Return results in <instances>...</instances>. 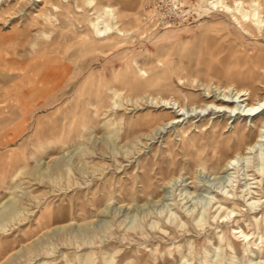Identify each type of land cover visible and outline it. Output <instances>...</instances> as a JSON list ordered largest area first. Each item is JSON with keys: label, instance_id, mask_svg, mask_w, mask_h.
I'll return each mask as SVG.
<instances>
[{"label": "rangeland", "instance_id": "374dc122", "mask_svg": "<svg viewBox=\"0 0 264 264\" xmlns=\"http://www.w3.org/2000/svg\"><path fill=\"white\" fill-rule=\"evenodd\" d=\"M18 1L0 0V104L25 99L35 121L0 197V264H264V137L247 149L262 118L135 105L226 84V53L242 61L239 84L263 92L264 70L248 76L264 64V22L243 32L208 0H179L170 23L154 0H49L46 18ZM105 6L128 34L93 31ZM168 111L180 120L153 130ZM238 151L249 155L226 168Z\"/></svg>", "mask_w": 264, "mask_h": 264}, {"label": "bare ground", "instance_id": "6f19581e", "mask_svg": "<svg viewBox=\"0 0 264 264\" xmlns=\"http://www.w3.org/2000/svg\"><path fill=\"white\" fill-rule=\"evenodd\" d=\"M7 0H5L6 2ZM209 4H211L212 7H222L221 10L231 15L235 23L242 29L243 32H248L249 29L247 26H245L246 23L253 25L257 28H261L262 24L264 22L263 16H262V7L259 1L253 0L251 6L253 7L252 10H247L244 7V2L241 0H234L235 6H231L229 4V0H208ZM49 0H34L33 2L31 0H19L17 2V5L21 10H24L26 8H30L34 6V9L37 11V17H47V8L49 6ZM86 3L89 7L95 6V0H86ZM3 3H0V7H2ZM264 9V8H263ZM95 12H93L94 14ZM91 27L93 31L98 36H104L106 38H109L111 34L118 33L119 35H125L128 34V31H123L120 28V25L118 23V16L115 12V10L111 7L105 6L102 11L97 14L96 20L91 21ZM252 27V26H251ZM254 28V27H253ZM255 29V28H254ZM253 29V30H254ZM255 29V30H256ZM257 31V30H256ZM255 31H253L254 33ZM251 33V32H250ZM24 36L20 35L19 39L23 40ZM225 47H222L221 51L224 50V48H227L230 51H233L230 49L229 46L223 45ZM234 52V51H233ZM210 59L207 60V64L209 69H213V58L215 56L214 52H210ZM220 66L216 68L219 71L216 73L218 76L225 77L228 79L226 84H221L220 82H216L214 80H210L209 82L205 83L206 85L205 90L206 92L202 94H190L185 93L183 95L184 100H179L177 98H165L163 96L159 95H151V94H144L142 97L143 99H146L145 103H141L139 99L136 101L135 105H146L147 107H154V108H163V109H173L175 105L181 108V110L184 109L185 105H198L199 108H205L209 105H216L221 108H230L234 112L237 110L238 112L236 115L244 116V117H261V127H260V133L258 141L255 143L254 146H248L247 149L255 148L258 144L262 142L264 137V91L263 92H254L249 87L241 86L239 84V65L242 64V61L239 60V56H236L235 58L232 56V53L230 55L223 54L222 57H220ZM258 69H251L250 75L248 76V79L253 78L255 81H259L262 75V71L264 70V64H258ZM233 66L234 69L232 68ZM245 72H243L240 76V78H246ZM183 81L180 79V82ZM219 81V80H218ZM184 83V81H183ZM194 83H198V79H194L189 83L187 86L185 85L184 89H195ZM224 83V82H223ZM261 83V82H260ZM185 84V83H184ZM259 84V83H258ZM198 85V84H197ZM215 86L217 89L216 91L220 90V94L218 95H211L212 93V86ZM180 86V85H179ZM201 87V86H200ZM198 89V88H197ZM200 90V89H198ZM215 91V90H214ZM219 92V91H218ZM217 93V92H216ZM195 95L194 99H191L190 96ZM114 105H117V101L114 102ZM197 108V107H196ZM241 111V112H239ZM174 113H176L174 111ZM172 111L166 112L164 115L168 118V122L164 124L161 123L157 125L153 130H160L162 126H167L169 124H174L178 122L180 119H178L175 114ZM260 120V119H259ZM163 128V127H162ZM242 130V129H241ZM154 132V131H153ZM246 151V150H245ZM258 150H256L257 152ZM248 152H236V154L229 158L225 164L226 168H229L231 165L234 166V163L237 159H239V156H244L247 158ZM259 159L261 161L264 160V154H259ZM236 166V165H235ZM234 166V167H235ZM225 168V169H226ZM231 168V167H230ZM229 168V169H230ZM221 198V197H220ZM220 204V203H219ZM222 205V204H221ZM14 208V207H13ZM224 208V207H223ZM220 208V209H223ZM219 209V210H220ZM234 211V209L232 210ZM2 212V211H1ZM3 213V212H2ZM0 213V217L4 214ZM220 213V212H219ZM229 214L226 213L224 217H228ZM217 217L216 215L214 216ZM240 233L244 235L245 238L249 237V233L243 229V227H240ZM217 264V263H216ZM220 264V263H219Z\"/></svg>", "mask_w": 264, "mask_h": 264}, {"label": "crops", "instance_id": "0c3cea01", "mask_svg": "<svg viewBox=\"0 0 264 264\" xmlns=\"http://www.w3.org/2000/svg\"><path fill=\"white\" fill-rule=\"evenodd\" d=\"M34 108L25 99L22 103L11 99L0 104V197L5 182L12 176L15 147L34 124Z\"/></svg>", "mask_w": 264, "mask_h": 264}, {"label": "built area", "instance_id": "2783aa9c", "mask_svg": "<svg viewBox=\"0 0 264 264\" xmlns=\"http://www.w3.org/2000/svg\"><path fill=\"white\" fill-rule=\"evenodd\" d=\"M181 4L179 0H154L153 11L164 23H170L172 12L178 11Z\"/></svg>", "mask_w": 264, "mask_h": 264}]
</instances>
